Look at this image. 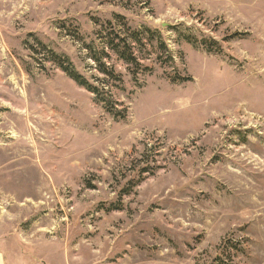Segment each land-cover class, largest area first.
Returning a JSON list of instances; mask_svg holds the SVG:
<instances>
[{
	"label": "rangeland",
	"instance_id": "rangeland-1",
	"mask_svg": "<svg viewBox=\"0 0 264 264\" xmlns=\"http://www.w3.org/2000/svg\"><path fill=\"white\" fill-rule=\"evenodd\" d=\"M0 264H264V0H0Z\"/></svg>",
	"mask_w": 264,
	"mask_h": 264
},
{
	"label": "trees",
	"instance_id": "trees-1",
	"mask_svg": "<svg viewBox=\"0 0 264 264\" xmlns=\"http://www.w3.org/2000/svg\"><path fill=\"white\" fill-rule=\"evenodd\" d=\"M123 27L126 26L124 25ZM144 34V32H130L128 29H126V34L122 32V30H112L109 34L99 39L101 41L100 49L97 50L85 46L87 59L93 63L95 71L104 78L102 81L95 80L100 83L102 89H121V78L108 63L110 60V53L124 65L131 66L132 75L137 74L138 71L142 69L135 55V47L142 44ZM149 38H153L152 34ZM50 60L55 68L64 73L78 86L91 93L95 97V102L102 105L107 113L115 118L124 119V116L121 115L122 112H117L113 107V102H111V97L109 95L110 92H104V90L85 81L82 76L75 72L68 59L51 53ZM142 71L147 70L142 69Z\"/></svg>",
	"mask_w": 264,
	"mask_h": 264
}]
</instances>
